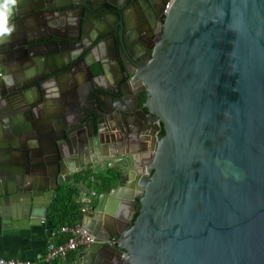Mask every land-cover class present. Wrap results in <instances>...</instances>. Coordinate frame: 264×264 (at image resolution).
Wrapping results in <instances>:
<instances>
[{"label":"water","instance_id":"obj_1","mask_svg":"<svg viewBox=\"0 0 264 264\" xmlns=\"http://www.w3.org/2000/svg\"><path fill=\"white\" fill-rule=\"evenodd\" d=\"M127 4L17 0L15 29L0 43V68L17 71L0 76L5 223L40 224L60 186L90 169L111 184L93 219L80 217L94 241L78 264H264V0L172 2L151 57L127 75L146 89L145 113L164 125L150 155L137 148L131 82L100 90L111 103L76 88L44 125L60 75L94 74L87 42L104 35L111 14L124 37Z\"/></svg>","mask_w":264,"mask_h":264},{"label":"flooded vegetation","instance_id":"obj_2","mask_svg":"<svg viewBox=\"0 0 264 264\" xmlns=\"http://www.w3.org/2000/svg\"><path fill=\"white\" fill-rule=\"evenodd\" d=\"M127 1V7L124 9L126 28L124 37L117 35L113 24L118 20V16L111 14L110 21L105 23L102 29L104 35L97 40L92 38L89 43L87 42L89 46L86 49L89 54L88 65L91 64L94 74L90 75L83 67L73 69V71L78 70L81 75L76 78L78 80L76 87H72L70 91V99L72 100V93L76 88L86 87L87 90L88 87L91 93H97L102 101L111 103L110 97L100 90L110 93L112 92V86L116 83L121 81L130 84L131 82L135 85L134 91L132 90V101L133 103H135V99L137 101V109H134L133 117L137 121V129L141 132L142 138L137 148L143 149L144 153L150 155L149 146L152 136L156 140L161 139L165 135L164 125L155 117H150L145 113L146 110L143 105H145L146 89H144L143 83L136 84L133 75L131 77L127 75L128 73H137V64L138 66L142 65L151 57L153 47L156 46L163 34V25L167 14L165 13L166 4L169 0H151V2L149 0H134V3H130V0H119V3L124 4ZM141 9L147 17V22H144L142 16H140ZM70 36L74 35L71 34ZM96 63H101L103 69L101 75ZM70 68L72 69V67ZM82 75L83 79L81 78ZM127 91L129 90L127 89ZM78 94L79 92H76V98ZM94 110L98 111L96 108H93ZM109 116L107 114L104 117L103 125L105 127L113 125V123L107 121ZM141 119L149 124V128L145 127ZM95 135H97V132L94 125ZM128 148L131 147L128 146Z\"/></svg>","mask_w":264,"mask_h":264},{"label":"crops","instance_id":"obj_3","mask_svg":"<svg viewBox=\"0 0 264 264\" xmlns=\"http://www.w3.org/2000/svg\"><path fill=\"white\" fill-rule=\"evenodd\" d=\"M2 72L4 73L3 79L11 75L15 76L17 73V71L6 72L0 68V73L2 74ZM80 75L78 70L72 72L65 71L60 75L57 84L53 88V90H55L52 95L53 97L46 108L47 113L44 125H51L55 117L61 113V110L65 109L71 102L70 91L72 87H76L78 82L76 78L80 77ZM81 78L83 79V75ZM25 117H30V115L26 114ZM87 172L91 173V175L94 173V171L90 169ZM97 198L94 200L93 207L97 204ZM92 214L93 210L86 216L84 220L85 224L93 219L91 217ZM7 219L8 217L4 216L0 209V258L33 260L36 256L46 251L48 243L52 241L51 233L54 231L52 224L46 220V217L40 224H27V219L23 218L17 223L18 225L15 226L6 224L5 222ZM104 220L105 217L102 218V225L105 224ZM105 231L107 233V229ZM85 249L86 248L70 253L65 259L51 264H78L77 262Z\"/></svg>","mask_w":264,"mask_h":264},{"label":"built area","instance_id":"obj_4","mask_svg":"<svg viewBox=\"0 0 264 264\" xmlns=\"http://www.w3.org/2000/svg\"><path fill=\"white\" fill-rule=\"evenodd\" d=\"M174 0H169L166 4L165 13L168 12L170 5ZM1 76V73H0ZM89 181L91 184L95 182L93 176H90ZM98 194L94 189H86L82 191L77 199V203L81 206V217H86L88 213L93 210L94 200ZM56 234H61L66 237L62 243L55 244L53 239ZM51 239L46 247V251L33 260H21L11 258H0V264H43V263H54L56 261L65 259L68 254L77 252L81 249L87 248L93 243L94 238L89 235L79 223L76 226H62L57 231L51 233ZM112 244L116 243V239L110 240Z\"/></svg>","mask_w":264,"mask_h":264},{"label":"trees","instance_id":"obj_5","mask_svg":"<svg viewBox=\"0 0 264 264\" xmlns=\"http://www.w3.org/2000/svg\"><path fill=\"white\" fill-rule=\"evenodd\" d=\"M90 175L91 173L88 172L77 175L73 183L60 186L57 196L53 199L46 214V220L52 224L54 231L59 230L62 226H76L79 223L81 206L77 203V199L82 191L94 189L99 194L111 184L101 173L93 174L95 182L91 184L89 181ZM64 240H66L64 235L56 234L53 242L59 244Z\"/></svg>","mask_w":264,"mask_h":264},{"label":"clouds","instance_id":"obj_6","mask_svg":"<svg viewBox=\"0 0 264 264\" xmlns=\"http://www.w3.org/2000/svg\"><path fill=\"white\" fill-rule=\"evenodd\" d=\"M16 5L17 0H0V43L5 42L15 29L9 20Z\"/></svg>","mask_w":264,"mask_h":264}]
</instances>
